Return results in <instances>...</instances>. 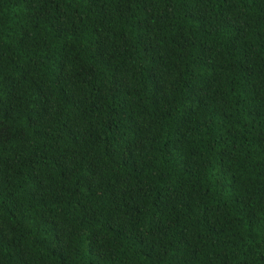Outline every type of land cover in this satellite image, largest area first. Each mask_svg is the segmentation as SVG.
<instances>
[{"label":"trees","instance_id":"trees-1","mask_svg":"<svg viewBox=\"0 0 264 264\" xmlns=\"http://www.w3.org/2000/svg\"><path fill=\"white\" fill-rule=\"evenodd\" d=\"M0 264H264V0H0Z\"/></svg>","mask_w":264,"mask_h":264}]
</instances>
